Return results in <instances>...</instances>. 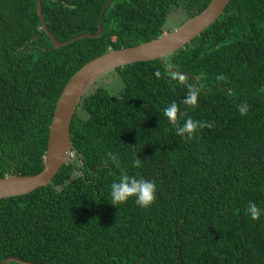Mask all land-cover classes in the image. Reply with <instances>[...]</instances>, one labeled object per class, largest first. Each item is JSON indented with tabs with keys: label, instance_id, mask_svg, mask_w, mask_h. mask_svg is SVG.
<instances>
[{
	"label": "trees",
	"instance_id": "trees-1",
	"mask_svg": "<svg viewBox=\"0 0 264 264\" xmlns=\"http://www.w3.org/2000/svg\"><path fill=\"white\" fill-rule=\"evenodd\" d=\"M106 1L40 0L59 41L96 32ZM209 1L112 0L98 37L53 47L35 0H0V177L42 169L56 101L85 62L156 38L172 10L182 8L184 21ZM112 71L122 87L91 88L72 117L73 159L48 184L0 198V261L235 264L242 253L237 264H264V0H230L163 60ZM190 89L195 104L183 102ZM172 101L178 124L191 117L211 127L181 138L163 114ZM121 174L154 182L150 207L107 201ZM248 201L257 219L245 214Z\"/></svg>",
	"mask_w": 264,
	"mask_h": 264
},
{
	"label": "water",
	"instance_id": "water-1",
	"mask_svg": "<svg viewBox=\"0 0 264 264\" xmlns=\"http://www.w3.org/2000/svg\"><path fill=\"white\" fill-rule=\"evenodd\" d=\"M111 1L107 0L99 13L96 32H85L59 41L46 26L40 0H35L41 27L51 39L53 47L64 46L81 37H98L102 33V15ZM229 1L210 0L199 13L185 20L178 27L136 45L109 49L78 68L68 79L56 101L48 128L47 147L43 155L42 169L35 174L10 173L1 176L0 198L25 194L39 186L48 184L62 164L73 159L75 150L71 144V120L81 99L89 93L97 78L117 67L136 61L156 58L163 60V57L183 47L207 28L223 12ZM9 260L25 264H38L16 256H8L2 259L0 264H5Z\"/></svg>",
	"mask_w": 264,
	"mask_h": 264
},
{
	"label": "clouds",
	"instance_id": "clouds-1",
	"mask_svg": "<svg viewBox=\"0 0 264 264\" xmlns=\"http://www.w3.org/2000/svg\"><path fill=\"white\" fill-rule=\"evenodd\" d=\"M197 99V92L195 90H189L188 94L184 98L185 104H195ZM248 105L242 104L239 106V112L241 115L247 113ZM178 105L175 101L167 104L163 109L164 116L167 117L169 124L175 128V132L181 138L191 139L194 131L198 127H211L210 124L192 119L186 118L182 123H177ZM107 157L113 164H118V156L112 152H108ZM133 167H140L141 161L134 159L132 161ZM155 184L153 181L138 177L135 175L121 174L118 180H114L110 185L109 197L107 200L112 205L122 204L128 201L130 197H134V202L140 208L150 207L155 199ZM244 212L252 219H257L261 214V209L253 201H248Z\"/></svg>",
	"mask_w": 264,
	"mask_h": 264
},
{
	"label": "rangeland",
	"instance_id": "rangeland-1",
	"mask_svg": "<svg viewBox=\"0 0 264 264\" xmlns=\"http://www.w3.org/2000/svg\"><path fill=\"white\" fill-rule=\"evenodd\" d=\"M167 19L168 20L166 22V25H164L165 32H167L168 27H178L183 21V19H186V13L182 8H176L171 11ZM96 86H104L112 93H115V91H118L122 87V82L115 71H110L95 80L94 84L92 85V88Z\"/></svg>",
	"mask_w": 264,
	"mask_h": 264
}]
</instances>
